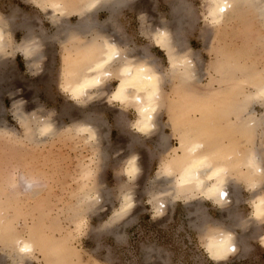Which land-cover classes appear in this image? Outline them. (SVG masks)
Instances as JSON below:
<instances>
[{"label": "rangeland", "instance_id": "obj_1", "mask_svg": "<svg viewBox=\"0 0 264 264\" xmlns=\"http://www.w3.org/2000/svg\"><path fill=\"white\" fill-rule=\"evenodd\" d=\"M179 2L189 10L182 26L183 47L191 52L201 79L200 84H192L193 92L209 89L207 83L214 76L215 62L222 52L228 53L229 61L238 57L239 64L243 54L238 52L243 51L247 57L240 64L264 69V27L251 10L244 11L242 22L211 28L204 18L206 0H131L118 8L112 19L107 9H100L99 23L123 43L122 50L127 48L133 55L146 53L163 74L165 102L156 115L158 130L143 137L131 127L134 112L109 101L115 79L107 81L98 97L84 104L68 99L61 89L60 68L62 60L74 50L69 43L51 38L45 43L41 65L30 69L17 47L25 35V20L49 36L55 32L45 14L47 7L38 0H0V21L8 20L10 28L6 31L11 44L7 51L10 55L0 57V219L8 221L15 237L6 243L0 231V264H16L17 239L36 245L35 252L22 264H264V219L252 216L253 195L264 194V172L256 188L249 186L239 172L233 174L228 183L231 203L224 206L196 194L179 199L174 188L170 195L160 194V190L172 188V183L158 174L161 163L181 153L179 136L170 126V121L176 119L173 106L178 104L181 87L168 74L166 54L152 45L146 29L161 22L175 28L172 6ZM76 19L71 15V23ZM16 99L23 100L29 114L52 120L54 132L46 136L27 130L23 119L13 114ZM253 109L256 117L262 114L260 105ZM196 114L189 113L194 118ZM83 117L93 119L97 127L95 145L71 125V119ZM227 126L225 120L221 128ZM32 128H37L35 123ZM158 133L166 137L163 148ZM222 136L227 141L230 138L220 133ZM233 136L230 139L242 150L243 145L237 143L241 139ZM253 141L264 158V126L257 130ZM132 153L138 155L140 168L138 177L129 182L122 170ZM262 168L264 171V161ZM26 180L28 185L41 187L38 195H31L30 185L24 188ZM125 189L133 192L134 203L126 215L116 218L119 195ZM86 194L95 195L93 201ZM152 202L162 212H154ZM221 230L233 233L238 250L213 261L205 250V239ZM35 238H40V243L42 240L43 248L37 247Z\"/></svg>", "mask_w": 264, "mask_h": 264}, {"label": "bare ground", "instance_id": "obj_2", "mask_svg": "<svg viewBox=\"0 0 264 264\" xmlns=\"http://www.w3.org/2000/svg\"><path fill=\"white\" fill-rule=\"evenodd\" d=\"M38 1L47 7L45 14L49 16L55 32L49 36L43 29L36 30L25 20L23 26L25 35L17 50L26 60L28 67L31 69L41 65L45 43L51 38L62 44L69 43L74 50L70 56L66 55L67 58L61 59L60 68L61 89L67 94L68 99L76 104H84L98 97L107 81L115 79L116 84L109 93V101L122 108H130L134 112L135 119L131 127L138 135L145 137L154 134L158 127L155 123L156 115L165 102L162 99L163 74L146 53L138 55L135 53V56L127 48L122 50L123 43L121 45V42L114 38L115 36L109 35L107 26L99 23L97 19L98 11L103 8L110 12L112 19L116 10L126 6L131 0ZM179 3L176 5L173 3L175 6H172L175 28H172L168 22H161L146 29V35L151 38L152 45L166 54L168 74L181 87L177 92L178 104L173 106L176 111V122L174 119V122L170 121V126L179 136L181 153L168 157L161 163L158 174L168 179L167 181L172 183V188H162L164 190H160V194L170 195L174 188L173 192L179 199H186L196 194L206 201L224 206L231 203L228 183L233 174L237 175L239 172L249 186L256 188L264 172L262 168L264 158L255 146V142H252L257 130L264 126V69L240 64L247 57L243 51L238 52L244 56L239 64L238 57L236 61L232 59L229 61L226 59L228 53L222 52L216 59V69L212 71L214 76L212 79L209 78L208 86L206 85L209 89L201 93L193 92L192 84H200L201 79L198 77V69L193 62L191 52L184 48L182 26L186 16H189V10L183 7L184 3ZM206 3L204 18L207 26L211 28H226L233 23L242 22L244 11L250 10L264 27V0H206ZM71 15L77 18L75 23H71ZM22 19L24 20V17ZM3 21H0V57L10 55L7 51L11 45L6 31L10 25L8 20L2 23ZM256 104L263 110L259 117L254 115L253 108ZM192 111L197 113L195 118L189 115ZM13 114L23 119L27 130L37 131L39 135L47 136L55 128L52 120L38 119L37 115L29 114L24 108L23 100L20 99L14 105ZM225 120L228 126L223 130L221 124ZM71 121L74 131L84 136L83 139L92 145L98 143L99 135L93 119L83 117ZM33 123L36 124V129L32 128ZM220 133L227 138L233 135L239 137L241 140L237 143L243 145V149L240 150L234 140L229 138L227 141L225 136L219 137ZM158 134V143L163 148L167 142L166 137L161 133ZM123 164L124 178L129 182L136 179L140 168L138 155L134 153L128 155ZM23 182L25 189L31 186L28 185L29 181ZM28 189L32 196L38 195L41 191L40 186H31ZM85 196L93 201L92 195ZM252 199V216L256 219H264V194L255 193ZM133 203L131 189L123 190L119 195V205L114 217L126 215ZM151 204L154 212H162L157 203ZM2 219H0L2 233L0 235L7 243L15 237L13 238V234L9 231L8 221L5 223ZM10 221L12 222V219ZM35 239L37 247L43 248L42 240L40 243V238ZM33 242L20 239L15 241L14 250L18 256L16 264L26 263V258L32 256L36 250ZM204 247L213 261L230 257L238 250L236 238L230 230H221L206 236ZM47 250L45 249V252ZM44 264L51 263L46 261Z\"/></svg>", "mask_w": 264, "mask_h": 264}]
</instances>
